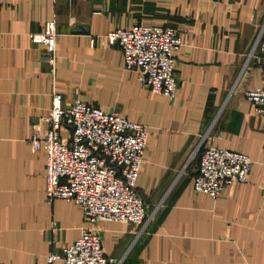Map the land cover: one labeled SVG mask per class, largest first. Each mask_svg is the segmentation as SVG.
Masks as SVG:
<instances>
[{"label": "crops", "instance_id": "obj_1", "mask_svg": "<svg viewBox=\"0 0 264 264\" xmlns=\"http://www.w3.org/2000/svg\"><path fill=\"white\" fill-rule=\"evenodd\" d=\"M48 21L56 26L53 65L29 39ZM135 23L178 32L174 98L153 95L107 44L108 33ZM263 86L264 0H0V264H48L86 226L80 207L46 198L44 152L31 143L55 94L64 107L79 100L148 131L137 195L156 215L143 229L98 224L106 258L264 264V124L245 98ZM209 144L253 164L246 184L216 200L192 189Z\"/></svg>", "mask_w": 264, "mask_h": 264}, {"label": "built area", "instance_id": "obj_2", "mask_svg": "<svg viewBox=\"0 0 264 264\" xmlns=\"http://www.w3.org/2000/svg\"><path fill=\"white\" fill-rule=\"evenodd\" d=\"M29 39L44 47L45 60L53 65L55 22H46L43 32ZM105 39L109 46L120 49L123 69L138 72L153 95L175 97L178 84L174 55L182 40L173 27L135 23L111 31ZM245 98L264 124V86L246 92ZM42 125L47 126L46 131H42ZM147 140L145 126L117 112L79 100L64 107L61 96L53 95L47 117L34 126L31 143L44 152L46 198L80 207L86 226L61 255H49L48 264H115L106 258L95 227L100 223L131 224L141 229L146 226L149 216L137 195V183ZM252 166L248 156L209 144L199 154L192 189L216 200L225 189L246 184Z\"/></svg>", "mask_w": 264, "mask_h": 264}, {"label": "rangeland", "instance_id": "obj_3", "mask_svg": "<svg viewBox=\"0 0 264 264\" xmlns=\"http://www.w3.org/2000/svg\"><path fill=\"white\" fill-rule=\"evenodd\" d=\"M145 205H146V213L149 216V222L146 224V226H147L149 223L153 222L155 215H156L157 207L149 206L147 204H145Z\"/></svg>", "mask_w": 264, "mask_h": 264}]
</instances>
